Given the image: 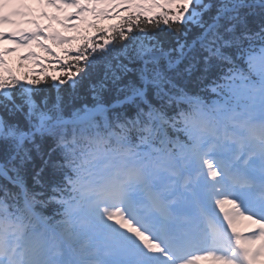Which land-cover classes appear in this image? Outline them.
<instances>
[{"label":"trees","instance_id":"16d2710c","mask_svg":"<svg viewBox=\"0 0 264 264\" xmlns=\"http://www.w3.org/2000/svg\"><path fill=\"white\" fill-rule=\"evenodd\" d=\"M203 1L208 9L202 12L199 24L175 25L163 31L141 23L131 34L116 36L109 54H103L84 65L73 61V65H69L70 82L67 76L58 81L34 77L27 86H11L8 100L0 96V117L5 130L0 135V162L7 161L9 155L14 154L12 152L18 146L19 136L34 131L43 117L57 120L79 117L91 109L111 104L146 88L151 94L153 84L166 87L160 73L163 69L162 58L147 62V54L155 51L166 57L174 56L178 45L199 35L200 28L212 18L214 10L229 5V0ZM190 57L194 59L196 56L192 53ZM20 76L25 78L24 70ZM190 78H193L192 75ZM35 148H38L37 153L34 151L31 154L36 157L28 166L23 164L27 163L24 155L15 154L20 178L15 176L23 183L27 181L32 184L34 179L43 177L49 181V169L44 167L48 150L40 144ZM6 187L7 183L0 178V189ZM8 188L14 190V187ZM31 188L35 189L34 183Z\"/></svg>","mask_w":264,"mask_h":264},{"label":"rangeland","instance_id":"374dc122","mask_svg":"<svg viewBox=\"0 0 264 264\" xmlns=\"http://www.w3.org/2000/svg\"><path fill=\"white\" fill-rule=\"evenodd\" d=\"M120 0H114L113 3L110 4V6H114L115 4H117L118 6V2ZM165 2H167L168 0H163ZM127 6L133 10L136 13H139L145 17H149V0H131ZM165 9H163L162 7L160 8V11H163ZM256 59V60H253ZM248 64L250 65V68L253 70V72L256 75V80L251 82V81H240V87L241 88H249V89H258V90H263L264 91V56L263 55H259L256 58H252L251 61L248 62ZM243 82V83H242ZM259 82L263 85H260ZM258 85L262 86L259 87ZM249 104V97L248 95H244V96H240V97H236L233 96L232 99V107H228L225 106L221 112L222 114L225 115H231L232 118H237L238 120H242L245 119L243 113H239L237 111L234 110V107H239L242 111H246V108L248 107ZM237 132H239V130H237ZM236 218L238 219L239 223L237 224V230L239 231H245L248 229H252L253 225H252V221L251 220H244V218L242 216H236ZM264 237V234H261L260 236L254 238V243L255 245L260 242V238ZM253 241H249L247 246L249 249H251L250 247L252 246ZM256 245V246H257ZM251 251V250H250ZM264 251L260 250V254L258 256H261V253ZM215 263L217 264H227V262H225L223 259L218 258L217 261H215ZM258 264H260L257 261ZM251 264H255V259H253V262ZM262 264H264V258L262 259Z\"/></svg>","mask_w":264,"mask_h":264},{"label":"bare ground","instance_id":"6f19581e","mask_svg":"<svg viewBox=\"0 0 264 264\" xmlns=\"http://www.w3.org/2000/svg\"><path fill=\"white\" fill-rule=\"evenodd\" d=\"M117 200V199H116Z\"/></svg>","mask_w":264,"mask_h":264}]
</instances>
